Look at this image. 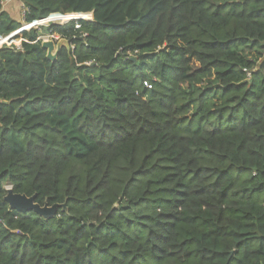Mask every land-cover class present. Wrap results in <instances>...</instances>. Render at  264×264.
<instances>
[{
  "label": "trees",
  "instance_id": "trees-1",
  "mask_svg": "<svg viewBox=\"0 0 264 264\" xmlns=\"http://www.w3.org/2000/svg\"><path fill=\"white\" fill-rule=\"evenodd\" d=\"M22 1L93 21L0 49V264H264V0Z\"/></svg>",
  "mask_w": 264,
  "mask_h": 264
},
{
  "label": "water",
  "instance_id": "water-1",
  "mask_svg": "<svg viewBox=\"0 0 264 264\" xmlns=\"http://www.w3.org/2000/svg\"><path fill=\"white\" fill-rule=\"evenodd\" d=\"M83 19H85V17L80 19H73L72 21H80ZM53 25H65V24L54 23ZM65 44L66 43L64 40H61L58 45L56 44L55 40L50 39L48 41H44L43 48L48 51V59L51 60L52 62H55ZM5 201L10 205V208L12 210L18 211L19 213L22 214H26L28 212H35L37 215H39L44 219H51L55 217L59 207H61L60 205L49 206L48 204H46L45 206H41L36 202L37 201L36 195L33 197H28L26 195L16 194L12 188L8 189V194L5 198ZM62 207L66 209V205H63Z\"/></svg>",
  "mask_w": 264,
  "mask_h": 264
},
{
  "label": "crops",
  "instance_id": "crops-1",
  "mask_svg": "<svg viewBox=\"0 0 264 264\" xmlns=\"http://www.w3.org/2000/svg\"><path fill=\"white\" fill-rule=\"evenodd\" d=\"M25 7V4L22 0H11L4 4V11L7 12L12 19H14L17 22H20L21 19H23V9ZM22 27L19 31L15 32L14 34L8 36L7 39L0 36V49L3 48L2 46L5 43H8L10 39L12 40H20L22 45V39H16L18 35H20L23 31H28L26 26L24 28V21L20 22ZM16 43V42H13ZM17 44V43H16Z\"/></svg>",
  "mask_w": 264,
  "mask_h": 264
},
{
  "label": "built area",
  "instance_id": "built-area-1",
  "mask_svg": "<svg viewBox=\"0 0 264 264\" xmlns=\"http://www.w3.org/2000/svg\"><path fill=\"white\" fill-rule=\"evenodd\" d=\"M9 1H11V0H5L4 1V4L5 3H7V2H9ZM27 12H28V9L26 8V7H24V9H23V21H24V28H25V24H27L26 22H25V20H26V16H27ZM83 20H87V21H93V15H89V17H85V19H83ZM42 24H44V23H42L41 21L40 22H35L34 23V25L35 26H37V27H41V26H43ZM33 25V26H34ZM78 28H79V26H78ZM48 39H51V40H55V41H59L60 40V38L58 37V36H49L48 37ZM12 45V44H11ZM10 45V47H14V46H11ZM16 49H21V46H17V47H15Z\"/></svg>",
  "mask_w": 264,
  "mask_h": 264
},
{
  "label": "rangeland",
  "instance_id": "rangeland-1",
  "mask_svg": "<svg viewBox=\"0 0 264 264\" xmlns=\"http://www.w3.org/2000/svg\"><path fill=\"white\" fill-rule=\"evenodd\" d=\"M62 16V15H61ZM48 23H44V24H42L43 26H41V27H46V28H48L49 26H51V25H53L54 23V21L52 20V16L51 17H49L47 20H46ZM20 22H23V19H21L20 20ZM33 28H39V27H37V26H32V28L31 29H33ZM30 29V30H31ZM30 30H28V31H30ZM10 37V36H9ZM3 38H6L7 39V37H3ZM48 40H50V39H48V37H45L44 39H43V42L44 41H48ZM60 43V41L59 42H57L56 44L58 45ZM12 44V45H11ZM10 45L11 46H15V47H19V46H21V41L20 40H18V43L16 44V43H13V40L12 39H10V41L8 42V43H5V44H3L2 46H8V47H10Z\"/></svg>",
  "mask_w": 264,
  "mask_h": 264
},
{
  "label": "bare ground",
  "instance_id": "bare-ground-1",
  "mask_svg": "<svg viewBox=\"0 0 264 264\" xmlns=\"http://www.w3.org/2000/svg\"><path fill=\"white\" fill-rule=\"evenodd\" d=\"M83 17H89V15H84V14H69V15H66V16H62V18L64 20L61 23H57V24H66V23L72 21L73 19H80V18H83ZM42 23H48V22L47 21H43ZM53 23H56V22H53ZM33 25L34 24H25V26L28 29H31Z\"/></svg>",
  "mask_w": 264,
  "mask_h": 264
}]
</instances>
